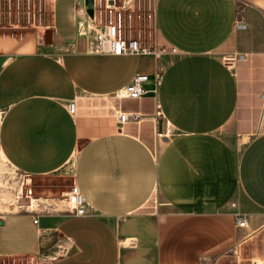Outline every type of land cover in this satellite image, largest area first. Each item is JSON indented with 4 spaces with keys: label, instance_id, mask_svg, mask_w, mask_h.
Masks as SVG:
<instances>
[{
    "label": "crops",
    "instance_id": "1",
    "mask_svg": "<svg viewBox=\"0 0 264 264\" xmlns=\"http://www.w3.org/2000/svg\"><path fill=\"white\" fill-rule=\"evenodd\" d=\"M49 1L29 48L0 53V155L39 193L0 214V256L208 264L264 238V0H156L159 55L102 51L78 32L89 0ZM136 73L138 99L124 95Z\"/></svg>",
    "mask_w": 264,
    "mask_h": 264
},
{
    "label": "rangeland",
    "instance_id": "2",
    "mask_svg": "<svg viewBox=\"0 0 264 264\" xmlns=\"http://www.w3.org/2000/svg\"><path fill=\"white\" fill-rule=\"evenodd\" d=\"M147 15L155 10L156 0H143ZM32 0L31 5L28 0H21V7L11 8L3 0L0 5V53L7 55L18 51L26 50L30 46L29 33H40L44 27L50 23V1ZM40 13L43 17L40 18ZM143 32L147 42H157L159 46L166 49L167 46L157 38L156 23L148 20L143 23ZM223 58L229 62L235 61L237 55L232 52L230 46L220 50ZM259 83L264 86V71L260 77ZM264 95V92H263ZM264 100V97H263ZM163 141L160 140V143ZM244 143V142H242ZM28 179L30 188H34V195L38 196L35 187L37 181L30 180V177L16 170L6 159L0 155V214L10 212V210L22 211V205L25 206L29 198L26 196V185ZM26 184V183H25ZM62 187V186H61ZM62 188L70 189L68 186ZM44 196L50 193H40ZM13 209H11V208ZM0 264H41L34 255L30 256H0ZM208 264H264V238L259 234L253 239L241 244L238 248L228 254L208 262Z\"/></svg>",
    "mask_w": 264,
    "mask_h": 264
},
{
    "label": "built area",
    "instance_id": "3",
    "mask_svg": "<svg viewBox=\"0 0 264 264\" xmlns=\"http://www.w3.org/2000/svg\"><path fill=\"white\" fill-rule=\"evenodd\" d=\"M2 1L0 0V5ZM6 3L11 8L14 6L13 4L21 7V0H6ZM28 3L31 5L32 0H28ZM41 3L40 0V7ZM153 18L156 19L155 10L154 13L149 12L147 15L143 0H89L85 9V16L78 21V32L80 36L91 38L100 50L112 54L153 53L159 55L167 49L159 46L157 42H147L143 32L144 21L152 22ZM158 79H161V75L158 76ZM148 80V74L136 73L124 87V95L137 99L143 97L147 92L146 83ZM75 110L76 104L71 101L69 111L74 113ZM140 119L141 115L136 112L121 111L118 115V121L121 125ZM25 183L26 196L31 203L32 189L29 187L28 179ZM67 198L72 203L75 214L83 215L86 213L87 202L78 185L74 184L71 187ZM22 208L25 207L22 205ZM236 221L239 226H245L247 223L246 217L242 214H236Z\"/></svg>",
    "mask_w": 264,
    "mask_h": 264
},
{
    "label": "water",
    "instance_id": "4",
    "mask_svg": "<svg viewBox=\"0 0 264 264\" xmlns=\"http://www.w3.org/2000/svg\"><path fill=\"white\" fill-rule=\"evenodd\" d=\"M49 37H51V33H50V31H47L46 32V39L48 40ZM162 124H163V121L159 120L160 131H162Z\"/></svg>",
    "mask_w": 264,
    "mask_h": 264
}]
</instances>
